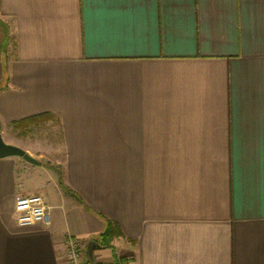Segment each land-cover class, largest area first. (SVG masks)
<instances>
[{"label": "crops", "instance_id": "crops-1", "mask_svg": "<svg viewBox=\"0 0 264 264\" xmlns=\"http://www.w3.org/2000/svg\"><path fill=\"white\" fill-rule=\"evenodd\" d=\"M0 122V264H264V0H0Z\"/></svg>", "mask_w": 264, "mask_h": 264}, {"label": "built area", "instance_id": "built-area-1", "mask_svg": "<svg viewBox=\"0 0 264 264\" xmlns=\"http://www.w3.org/2000/svg\"><path fill=\"white\" fill-rule=\"evenodd\" d=\"M51 206L42 195H30L17 199L15 214L20 226L49 225ZM83 241L68 235L65 240V258L69 264H86L83 259Z\"/></svg>", "mask_w": 264, "mask_h": 264}, {"label": "water", "instance_id": "water-1", "mask_svg": "<svg viewBox=\"0 0 264 264\" xmlns=\"http://www.w3.org/2000/svg\"><path fill=\"white\" fill-rule=\"evenodd\" d=\"M9 156L23 157L28 162L36 163L35 160L21 148L4 142L1 135V122H0V158L9 157Z\"/></svg>", "mask_w": 264, "mask_h": 264}, {"label": "trees", "instance_id": "trees-1", "mask_svg": "<svg viewBox=\"0 0 264 264\" xmlns=\"http://www.w3.org/2000/svg\"><path fill=\"white\" fill-rule=\"evenodd\" d=\"M40 116H42V115H37L35 117H31V118L25 119V120H23L21 122L36 120ZM116 230H117V227L113 223H109L108 226H107V229H106L105 233L103 234V240L105 242L110 241L114 235H116V234L119 233V231L117 232Z\"/></svg>", "mask_w": 264, "mask_h": 264}, {"label": "rangeland", "instance_id": "rangeland-1", "mask_svg": "<svg viewBox=\"0 0 264 264\" xmlns=\"http://www.w3.org/2000/svg\"><path fill=\"white\" fill-rule=\"evenodd\" d=\"M44 128H45V127H44ZM44 128H43V129H44ZM43 129L40 128L39 130H40V131H43V132L45 133V136H43V137L46 138V130H43ZM45 129H46V128H45ZM34 133H35V132H34ZM44 133H43V134H44ZM33 137H34V138H37V139L39 138V136H37V132L34 134V136H31V137L28 136V137L26 138V140H27L26 142H27L28 144H31L32 141H33V139H34ZM28 138H29V139H28ZM32 138H33V139H32ZM33 142H34V141H33Z\"/></svg>", "mask_w": 264, "mask_h": 264}]
</instances>
